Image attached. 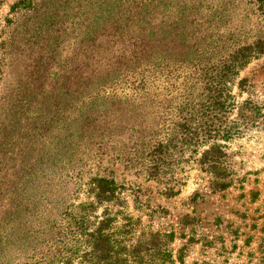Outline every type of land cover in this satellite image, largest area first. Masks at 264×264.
Returning <instances> with one entry per match:
<instances>
[{
    "label": "trees",
    "instance_id": "obj_1",
    "mask_svg": "<svg viewBox=\"0 0 264 264\" xmlns=\"http://www.w3.org/2000/svg\"><path fill=\"white\" fill-rule=\"evenodd\" d=\"M234 6L235 0L10 4L0 23V264L186 263V244L172 249L175 232L129 203L111 167L164 183L191 162L211 196L237 184L225 144L264 130V112L251 95L237 102L233 86L246 93L239 74L264 56V36L240 39ZM70 103L80 114L73 141ZM52 139L63 144L52 173L61 184L70 180L73 195L35 203L30 183L42 173L43 148ZM43 215L49 220L39 222L40 230L26 233V219ZM196 220L186 214L178 223L181 237L192 235L190 244L197 242Z\"/></svg>",
    "mask_w": 264,
    "mask_h": 264
},
{
    "label": "rangeland",
    "instance_id": "obj_2",
    "mask_svg": "<svg viewBox=\"0 0 264 264\" xmlns=\"http://www.w3.org/2000/svg\"><path fill=\"white\" fill-rule=\"evenodd\" d=\"M13 1L15 0H2L0 23ZM217 1L213 0L215 3ZM219 4L221 5L220 1ZM234 11V23L239 38L241 36L253 40L256 36H264V3L259 0H235ZM239 79L245 80L246 93H241L237 85H234L233 95L236 96V101L241 102L251 95L264 112V56L240 72ZM76 107V104L70 103L66 109L67 124L73 127L70 141L76 136L74 128L78 126L80 117V114H75ZM96 110L105 109L100 107ZM58 129L53 123L51 130L57 132ZM56 141L57 139H52L43 148L39 166L42 173L30 183L29 196L33 195L35 203L49 198V194H59L60 199L66 196L67 200L73 195L74 187L70 180L65 179L63 184L59 183L58 177L52 173L56 165L50 167L54 164V158L63 152V144ZM20 145L26 147L25 142ZM225 145L231 155L232 168L236 171L237 184L220 196L207 193L204 175L200 173L199 167L191 162L181 165L183 171L164 183L149 180L142 174H135L118 163L111 167L114 177L127 189L129 203L133 207L139 205L143 212L141 214H149L151 211L156 227L164 225L175 232L172 249L176 252L182 244H186L185 264H264V130L261 127L255 128ZM205 149L201 148L198 152L201 153ZM199 156L200 154L198 158ZM168 187H174V191L178 190L179 194L175 197L165 196L164 190ZM196 192L199 196L193 198ZM252 193L256 194L255 198ZM82 199L80 197V200ZM52 200L53 198L50 201ZM101 212L100 209L98 214ZM186 214L197 219V242L193 244L188 243L191 234L181 237L182 230L178 225ZM43 217L44 220L37 222L33 217L26 219V233L40 230L37 227L39 222L49 220L46 215ZM53 218L54 216L51 220ZM10 254L12 261L17 262L20 254L16 246H11Z\"/></svg>",
    "mask_w": 264,
    "mask_h": 264
}]
</instances>
